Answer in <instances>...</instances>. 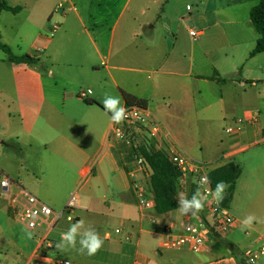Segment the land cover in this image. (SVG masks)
<instances>
[{"label":"crops","instance_id":"crops-1","mask_svg":"<svg viewBox=\"0 0 264 264\" xmlns=\"http://www.w3.org/2000/svg\"><path fill=\"white\" fill-rule=\"evenodd\" d=\"M1 1L20 9L0 10V43L38 64L10 63L0 50V175L35 195L43 185L66 190L92 218L114 221V230L123 233L102 236L110 242L101 250L107 255L101 264H246L245 252L264 245V223L240 230L248 214L264 220V53L249 56L260 38L249 19L258 0ZM182 1L195 5V24L209 31H199L206 34L201 56L167 40L170 15ZM61 3L70 11L54 14ZM57 24L63 31L52 36ZM157 29L166 34L153 36ZM79 38L90 44V55L81 52ZM72 41L71 54L63 55ZM84 77L95 83L79 98L84 90L73 86ZM105 94L120 98L121 106L123 94L143 101L189 156L193 149L203 151L200 134L217 138L215 153L202 159L213 163L210 170L230 162L241 167L226 205L236 224L223 236L212 235L209 251L159 247L166 226L211 223V216L206 205L196 216H182L177 208L164 214L139 210L132 182L145 185L148 178L131 158L115 153ZM254 113L256 123L222 134L225 124ZM180 184L178 193L188 198L196 191L188 176ZM43 231L17 222L8 199H0V264H26ZM47 238L51 253L55 241ZM254 264H264V253Z\"/></svg>","mask_w":264,"mask_h":264},{"label":"built area","instance_id":"built-area-1","mask_svg":"<svg viewBox=\"0 0 264 264\" xmlns=\"http://www.w3.org/2000/svg\"><path fill=\"white\" fill-rule=\"evenodd\" d=\"M61 6L58 5L57 8ZM56 8V9H57ZM63 12V10H61ZM58 29L57 25L51 27V33ZM188 34L193 39L199 35V31L189 30ZM89 90L78 93L79 98H84ZM128 116L122 124H111L109 139L113 145L125 143L132 145L134 150V164L142 177L150 176V168L144 163L142 157L138 154L139 147L144 145L146 137L153 141L154 147L162 151L169 162L173 164L181 173V180L186 176L191 178L192 184L197 190L205 192L206 189L212 190L210 185H200V177L207 175L211 171L207 169L206 164L197 162L188 156L180 146L174 142L169 133L164 130L160 122L149 113L146 107L138 104H124ZM257 121V114L250 117L237 119L232 125L225 128L227 135H234L241 132L247 124H253ZM7 181V186L0 184V199H8L9 209L13 212L17 222L24 225L28 230L34 231L37 228L44 227L43 237L40 244L33 252L31 258L26 264H73L67 260L51 257L49 250L52 249L50 242L45 241L49 232L61 217L60 213L54 212L48 205L40 201L34 194L18 185L14 180L6 175H0V181ZM132 195L140 211L154 210V199L149 185L132 182ZM206 208L211 216V223H205L198 220L196 223H185L180 229L175 226H166L161 232L159 247L165 250H183L187 249L193 253H203L210 250L212 246V235L219 236L227 234L234 228L236 221L228 212L226 206L217 204L209 195L205 202ZM77 198L72 195L68 200L66 207L69 212L76 208ZM45 209L48 212H45ZM70 220L69 217H67ZM34 224V227H29ZM123 230L117 228L113 232H106L104 238L109 240L113 235H122ZM125 239H128L127 237ZM44 246L42 243H44ZM264 253V245L255 250L245 252V262L250 264L258 256Z\"/></svg>","mask_w":264,"mask_h":264},{"label":"rangeland","instance_id":"rangeland-1","mask_svg":"<svg viewBox=\"0 0 264 264\" xmlns=\"http://www.w3.org/2000/svg\"><path fill=\"white\" fill-rule=\"evenodd\" d=\"M186 5H187L186 2L182 1L181 4L179 5V8H177L176 11L174 10L175 11L174 14L170 15L171 18L174 17L173 18L174 20L173 19L171 20L172 28L168 31H165L167 32L166 37L169 43H172V41L176 40L177 45H180L181 43V48L183 47L184 51L193 49L194 51L196 50L195 51L196 54L201 56V53L202 51H205L204 50L205 48L200 50V48L198 47L200 46V44H203V40L205 39V36L209 31L204 30L205 25L195 24V21L193 19V14H194L193 11H195V5L189 4L187 5V7ZM60 6H61L60 8L56 7L57 8L55 10L56 13L54 14L59 15L61 10H63L64 13H67L70 11V9H68L67 5H65L64 3H61ZM176 13H179V15H181L179 19L177 18L178 16H176L177 15ZM57 26H58V29L56 31L52 33L49 32L52 36H57L59 32L63 31L62 27H60L59 24H57ZM189 30H193V31H200V30L203 31L204 30L206 34H204V36L202 35L201 37L199 36L198 38L193 39L188 34ZM49 31H51V29ZM158 33L161 35L166 34L163 31L158 32V29H157L152 32V35L155 36V35H158ZM78 40H80V38ZM81 43L83 44V45L81 44V47H80L81 52L83 51L84 55H90L92 53L90 44L84 43L82 41ZM75 44H76V41H72L67 47L63 48V55H67V56L70 55L71 51L75 47ZM141 45L142 44H139L140 47ZM93 83L95 82H93L91 78H87V77L80 78L78 83L75 86H73V89H78L80 87V89L86 91L88 88H91V86H93ZM228 125L229 124H225V126L222 129L223 131L222 134H224L225 136H229L225 133V128ZM199 138L203 139V142H204L203 151L200 152L198 148L193 149L192 151L193 155H190V157L197 162L206 164L207 169H211L213 163L210 164L211 162H207L206 160L204 161L202 159L210 158L215 153V149L217 146L216 144L217 138H214L212 135H210L206 131L204 132L203 135L200 134ZM143 141H145L144 144L146 145L148 144L154 145L153 141L148 139L147 137ZM114 150L117 155L121 156L123 154L125 157H129L131 158V160H134V150H133L132 145H127L125 143H117L114 146ZM1 157L2 156L0 154V159ZM148 181L149 180L147 179L146 183ZM67 195H68V192L66 190H63V189L55 190L50 187L48 188V185L47 186L43 185L39 187V189L37 190V194L35 195L40 201L48 205L54 212L61 214V217L59 218L58 222L53 227V229L51 230L47 238V239H53L55 241V247L51 252V257L64 259L73 264H101L103 263L104 258L107 259V255H103L101 250H103L105 248L104 246L108 244V242L110 241L104 240V244L102 248L95 255H92V256H88L86 253H81L79 251L80 245L78 242L75 248L67 247V246L64 248L56 247L57 244L61 243V233L67 231L70 224L76 223L79 220H84L85 226L95 229L99 233L101 238H103L102 236H104V232L106 231L113 232L114 227L116 225V224L114 225V221L112 220L107 221V222H101L100 220H96L92 218L93 217L92 214H89L84 210H80L77 207L73 208L72 211L69 212L67 210L66 204L68 200L70 199L71 195L70 194L69 196ZM67 217H69L70 220H68ZM36 230L43 231L44 227L37 228ZM77 241H79V237H77ZM1 261H2V258H0V262ZM10 264H15V263L12 262Z\"/></svg>","mask_w":264,"mask_h":264},{"label":"trees","instance_id":"trees-1","mask_svg":"<svg viewBox=\"0 0 264 264\" xmlns=\"http://www.w3.org/2000/svg\"><path fill=\"white\" fill-rule=\"evenodd\" d=\"M19 7H10L0 0V10L16 13ZM249 19L255 30L260 35L254 48L249 53L252 57L259 53H264V0H258L249 13ZM0 50L6 55L10 63L37 65L38 60L30 55H14L10 48L0 43ZM124 104H138L145 107V103L141 100L123 94ZM138 154L142 157L144 163L150 168L149 185L154 199V211L157 214H164L177 208V194L181 189L180 179L181 173L177 168L169 162L162 151L157 150L153 144H144L139 147ZM241 169L238 165L230 162L224 166L217 167L208 173L211 180V188L215 189L218 181H225L229 187L226 189L227 194L221 202L222 206H226L229 202L236 179L239 177ZM191 198V196H190ZM213 236L216 238V234Z\"/></svg>","mask_w":264,"mask_h":264},{"label":"clouds","instance_id":"clouds-1","mask_svg":"<svg viewBox=\"0 0 264 264\" xmlns=\"http://www.w3.org/2000/svg\"><path fill=\"white\" fill-rule=\"evenodd\" d=\"M102 103L105 113H111L110 119L113 124H122L127 119L128 113L125 107L121 106L120 98L105 94V99ZM199 183L200 185H210L211 180L207 175H204L200 177ZM0 184L7 186V181H0ZM228 187L229 185L225 181H218L214 190L206 189L205 192H201L198 188L191 198H188L184 192H180L177 199V211L182 216H188L189 214L196 216L203 211L209 195H211L217 204L221 203ZM45 212L47 213L48 210L45 209ZM254 222L264 223V220L258 218L255 214H248L240 221V230H249V232L254 230ZM29 227H34V224H29ZM77 237H79V241H77ZM77 242L80 245L79 251L81 253L92 256L102 248L104 239L101 238L95 229L86 227L84 220H79L76 223L70 224L68 230L61 233V243L57 244L56 247L64 248L67 246L75 248ZM250 264H254V261H251Z\"/></svg>","mask_w":264,"mask_h":264}]
</instances>
